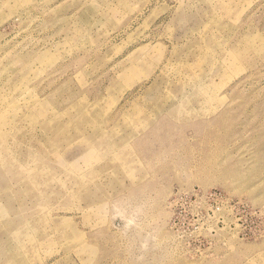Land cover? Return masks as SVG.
Returning <instances> with one entry per match:
<instances>
[{
    "label": "rangeland",
    "instance_id": "obj_1",
    "mask_svg": "<svg viewBox=\"0 0 264 264\" xmlns=\"http://www.w3.org/2000/svg\"><path fill=\"white\" fill-rule=\"evenodd\" d=\"M0 264H264V0H0Z\"/></svg>",
    "mask_w": 264,
    "mask_h": 264
}]
</instances>
